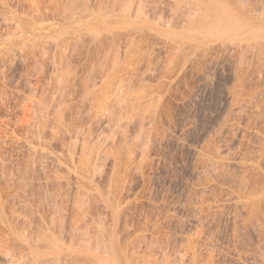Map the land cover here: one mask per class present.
<instances>
[{"label": "rangeland", "instance_id": "rangeland-1", "mask_svg": "<svg viewBox=\"0 0 264 264\" xmlns=\"http://www.w3.org/2000/svg\"><path fill=\"white\" fill-rule=\"evenodd\" d=\"M67 1L0 0V264H13L12 256L17 264L26 258L31 263L26 246L11 233V223L33 234L41 217L49 225L51 215L59 245L90 240L72 230L74 210L66 198L86 183L73 172L77 156L73 160L68 154L74 143L70 138L82 127L90 129L92 138L108 133L104 122L87 113L89 100H80L81 83L99 85L111 63L106 60L113 53L122 60L128 46L135 55L121 61L124 66L119 61L123 70L118 66L113 85L122 78L126 90L142 91V114L123 125L122 133L115 131L111 141L113 149L123 152L119 144L125 132L133 155L116 169L108 158L95 176L94 187L102 195L95 196L92 187L88 195L89 214L103 218L107 233L116 231L117 264H264V0H236L240 8L226 24L222 17L224 30L217 26L221 21L210 26L202 15L188 22L170 0H76L91 10L112 4L113 16L104 21L88 7L93 27L87 13L65 24ZM132 2V10L123 15L122 3ZM138 2V27L119 26L113 35L101 31L102 40L92 38L91 31L101 24H124L121 14L137 15L129 14ZM220 11L224 14L222 7ZM111 36L114 48L109 50ZM58 47L67 49L65 68L74 78L65 101L61 98L62 103L72 101L64 130L50 126ZM58 98L56 94L54 100ZM35 100L45 101L52 113L41 138L31 115ZM112 177L115 185L107 193ZM108 195L118 206L114 222L102 201ZM18 213L22 216L16 218ZM88 231L93 242L94 231ZM74 259L67 254L59 262L49 257L34 264H98L86 256Z\"/></svg>", "mask_w": 264, "mask_h": 264}, {"label": "bare ground", "instance_id": "bare-ground-1", "mask_svg": "<svg viewBox=\"0 0 264 264\" xmlns=\"http://www.w3.org/2000/svg\"><path fill=\"white\" fill-rule=\"evenodd\" d=\"M170 1H172L171 3H173V6L175 5V7H176V4H177V6H180L179 7L180 10H181L180 12H182L181 14L184 15V18L186 20L188 19L187 20L188 22H190L189 20L193 19L194 17L196 19V16L199 17V16L202 15V16L206 17V20H209V23L206 20H204V22L210 24V26H212L211 25L212 23H214V24L217 23L218 24V22L221 21L222 23L220 22V24L222 26L216 24L217 26H219L221 28L224 26L223 20L225 22L228 19V22H229L230 17L233 14H236L237 10L240 8L237 5H239V4L241 5V3L237 4L239 2V0H237L238 2L236 0H170ZM240 1H242V0H240ZM31 2H32V0H31ZM80 2H82V1H79V3ZM86 2L89 3L90 1L88 2V0H87ZM86 2L83 1V3H85V4H86ZM79 3L76 2V0L75 1L74 0H70L69 3H66L67 4V5H65L66 10L64 9V11L68 15L65 16V19H64V17H62V19H63L62 21L63 22L65 21V24L68 23V22L66 23V21H69L71 23L73 22V21L70 20V18L71 19H72V17L73 18L74 17L75 18H77V17L81 18L82 16H84L83 14L87 13L88 7L90 8V6L88 5V7H87L86 6L87 4L85 5L83 3H82V5L81 4L79 5ZM125 3H127V2H125ZM125 3H122L123 4L122 9H124V7H125L124 12L122 11V9L119 8L122 11L121 13H123V15H125V12L129 13L132 10V8H133V2H132V4H129V5L125 4ZM138 3H137V5L134 4L135 6H138V8L136 7V9H134V11H132L129 14L130 16H131V14L133 15V13L135 15L136 12L137 13L140 12V14H141L142 10H140V9H142V7H140V6H142V3H141V5H140V3L139 4ZM242 4H244L243 1H242ZM112 6H113L112 4H106L105 6H103V8L101 6V8L97 9L99 7L98 6L96 8L97 10L96 9H94V10H95V12L97 11L96 14L98 15L99 19L101 18L104 21H106L107 18L109 19L108 16L110 14H112V10H111V13H109L110 9L112 8ZM221 7L224 9V12H223L224 14H222V12L220 11ZM241 7H243V5ZM129 8H131V9H129ZM176 8L179 9L178 7H176ZM243 8L245 9V5H244ZM90 10H91V8H90ZM94 10H91V11L93 12ZM128 10H129V12H128ZM251 10L252 9H250V12L253 15L254 12H252ZM91 11L89 13H91ZM65 14L63 13V16ZM90 15L91 14L86 15V16H89V17H87L88 19L91 18ZM138 15L139 14L135 15L134 17H129L128 15H127L128 17H122V14H121V16H119V18H124V20H125L124 24H114V26H109V25L102 26L103 24L100 23L101 27H102L101 29H99V30L93 29L91 31V33L90 32L89 33L91 34L92 38L93 37L95 38L103 30H105L107 33L110 32V33H108L109 35H111V34L113 35V33H111V32L113 31V29H116L119 26L122 27V28H135V27H138L139 24L141 23L139 18H138ZM67 16H70V17H68L69 20H66V19H68ZM112 16H113V14H112ZM222 17H223V20H222ZM93 18L97 19V18L94 17V15H93ZM83 19H84V17L82 18V20ZM112 19H110V20H112ZM195 19H193V20H195ZM73 20H75V19H73ZM76 20H78V18ZM82 20L79 19V22L82 21ZM91 20L89 19L90 23L92 24ZM115 21L116 20H114L113 23H115ZM117 21L119 22L120 19L118 20V18H117ZM187 21H184V22L186 24H188ZM98 22H100V20ZM109 22H111V21H109ZM191 22H193V21H191ZM87 23H88V25L90 24L89 22H87ZM95 23H93V24H95ZM113 23H110V24H113ZM205 23H204V25H205ZM62 24H64V23H62ZM93 24L91 25V27H93ZM208 24H206V25H208ZM214 24H213V27L216 26ZM225 24H226V22H225ZM86 25L87 24H85V26ZM228 25H226V29H227V27H229ZM243 26H245V25L243 24ZM208 27H209V25H208ZM237 27H238V25H237ZM86 28H87V26H86ZM207 28H205V29H207ZM240 28H242V27H240ZM213 30H214V28H213ZM211 31H212V29H211ZM219 32L221 33V31H219ZM217 33H218V31H217ZM104 34H106V33H104ZM104 34H103V36H104ZM114 34H115V32H114ZM79 35H81V34L79 33ZM86 35H88V34H86ZM100 35L102 36V33ZM82 36H83V34H82ZM101 36H98L97 38H101ZM238 36H241V35H238ZM59 38H60V35H59ZM92 38L89 39V40H92ZM108 39H109L108 42L111 43V45H110L111 47H106V48L107 49L109 48V50H111L110 48H112V49L114 48V46L112 44V42L114 40H112V36L109 37ZM101 40H102V38H101ZM110 40H111V42H110ZM109 43H106V44L109 45ZM63 44H64V42H63ZM107 45H105V46H107ZM69 46H73V45H69ZM125 47H127V46H125ZM75 48L77 49V47H75ZM58 49H59V51H57L58 52L57 61H55V59H53V64H52L54 69L57 71L56 74H54L53 77H52L53 83L55 85V87L54 88L52 87V89H55L54 90L55 95L58 94V97L60 99L58 98L59 101L57 99H55V100L58 101V102H56L54 100L55 95H54V92H53L54 96L53 95H52L53 97L51 96L53 99H51V102H50V104L52 106H49V107H51V111L53 110V115H52V113L48 114L49 113L48 112L49 111V107H48V105L46 103H44L45 101L43 102L41 100H38V101L35 100V101L31 102V103H34V106L31 105L32 106V110H31L32 114L31 115H32V118H33L34 126L36 128L35 132H36L38 138H41V136H43V132H45L44 130H46L45 127L47 126L46 123L48 121L47 115H48V117L52 115V117H53L52 119L54 120V123L52 121L53 124H51L50 126L55 124L53 127L55 129H57V127H59V128H61V130L66 129V127H67L66 124H65L66 122H64L65 110H66L67 107L71 106V102L72 101L70 99V100H68L69 102H65V103H62V102L65 101L64 100L65 99L64 95L66 93H68L66 91V89H67V86H70L69 82H70V84H72L71 81H70V78H71V76H73V74L71 73L72 71L70 69L65 68V67H67L66 64H68L69 61H70L68 58H66L67 55L65 53L66 52L65 50H67V49L64 50V47H63V49H62V47L61 48L58 47ZM60 49H62V50H60ZM107 49H105L106 53L109 51ZM73 50H74V48H73ZM130 50H131V48L129 46L126 49H124V53H123L124 57H123V59L121 58L122 60H120L119 56H117L118 55L117 53H116V55H115V53H113L114 56L110 60H106V61H108L107 63H109V61L111 62V63H109L110 65L107 64V66L109 65L111 68L108 66L107 72L109 71V68H110V71L108 73L105 71L106 74L104 73V76L101 78V81H100L99 85L94 84L92 82H89V83H92V84L88 85V83H86L84 80L83 81L85 83H83V82L81 83L82 86H81V90H80L81 91V93H80V98L81 99L80 100L81 101H83V100L86 101V99H87V102L89 100V104L87 106V113L89 115H91V117L93 119L97 120L98 122H100V123L104 122L105 125L108 128V133L109 134L108 133L107 134H103V135L99 134L100 136H98V135H96L97 134L96 133L95 134L96 136H94L95 138H92V134H91L90 129L88 127L86 129L82 127V129H79V128L75 129L74 130L75 132L72 131L75 134V136L73 135L74 137H72L74 140H72V138L69 137L72 140V141L70 140V144H71V142H74V143L69 148L70 150H72V153H70L71 151L68 152V154H71L72 157L70 155H68V157L70 156L71 159L74 160L73 155L75 154L77 156L76 157L77 159L75 158L77 160L76 161L77 162L76 163L77 167L76 166L73 167V172L79 177L77 179L81 178L80 180H83V182L86 183L85 185L88 186V189H87V187L85 185L83 186V185L79 184L80 186H78V187H77L78 184L75 185V187H77V188H75L77 193L75 192V190L73 191L74 193H76V196L73 197L74 200H73L72 196H71V198H66L67 199V203H68V199L72 200L71 206H72V208L74 210L73 211L74 214L72 213L73 214L72 216L75 217V220H74V223H72V224H74L73 227H72V230H73L75 235L79 236V238L84 236L85 239H87L89 237L88 239H90V240H84V241H86L85 243H82L84 241H80V240H75V242L71 240L70 243L67 244V245L65 243H62V244L59 245L56 242V239H55V236H54L56 232H55V230L53 228V226L55 225V221L56 220L54 221L55 217H53L51 215H50V217H52V218H49V220H50L49 222L50 223L49 222L48 223H49V225L52 226V228L49 225H47V223H44V222H46V221H44L46 219H44L43 217L39 216V217L42 218L43 221H41V222H43V223L40 222L42 225L41 226L40 225L36 226L37 230L35 229L36 232L33 233V234L31 232L29 234L26 231L19 230L18 227L15 226L17 224L14 225V224L11 223L10 226H9V228L11 230V233L14 236H16L17 239L20 240V242L24 243V245L26 246V249H27V253L26 254H29L30 259H31V263L30 264L37 263L41 259L43 261L44 259H48L49 257L55 258L56 261L59 262L61 257H64L67 254L70 257H72L73 259H74V257L78 259V258H81L82 256L83 257L86 256V258H90V260L91 259L95 260L96 262H98V264H117L116 258L119 259V255L117 254L118 243H117L116 231H115L114 228H112L107 233V230L105 231V227H104V223H103L104 220L102 221L103 218L101 219L100 215H98V217H97V215L94 217V215H90L89 214L91 212L88 211V210H90V209L92 210V208L89 206V204L91 205L92 202L91 201H90L91 203L89 202V199H90L89 197L91 196V194H90L89 197H88V195L90 193V189H92V188H93L92 190H94L97 193V194H95V192H94L92 194H95V196L97 195V197H98V193H99L100 196L102 195V193L99 192L98 188L94 187V183L96 182L95 176L97 174H100V172H101L100 171V166H102V165L104 166V163L106 162V160L108 158L110 159V157H112V159H113L112 169H116L119 164H121L122 162H126L127 158H131L132 157V156L130 157V155H131V153L133 151L130 152V150H133L134 147L131 146L129 140L126 138L127 134L124 135L125 132H123V136L121 135V138L122 137L123 138H122V141L119 144V147H122V149L124 150L123 152H121V150H119V149H113L112 146H114L113 145L114 142L111 141V140L114 139L113 135H115V134H113V133L115 131H117V133L119 131L122 133V131H123L122 129L125 127L123 125L129 124V122H134L133 121L134 119L136 121V119H138V117H140V115L142 114V109H141V107H142V101H141L142 100V91L137 90L138 93H136L134 91L131 92V91L126 90V87L124 88V85H123L124 80H123V82L121 80L122 78L121 79L119 78V80L117 79L118 83H116L117 80L115 81V84H118L116 87H115V84L113 85V83H114L113 81L116 79L114 77L115 74L118 75L120 73L117 70V69H119L118 66H120V67H122L121 65L124 66V64L126 62L122 63L121 61H123L125 58L129 57ZM131 53H132V51H131ZM55 54H57V53H55ZM134 55H133V57H134ZM107 56H108V53H107ZM133 57H131V59ZM47 59H49V57ZM127 59H129V58H127ZM103 60H105V59H103ZM119 61H120L121 65H119ZM107 66H106V68H107ZM121 70H123V67L121 68ZM116 71H118V72L116 73ZM71 79H74V78H71ZM61 98L62 99L64 98L63 99L64 101ZM130 98H132L133 100H131ZM52 100L54 102H56V103L53 102L54 104H52ZM61 100H62V102H61ZM47 103L49 104V102H47ZM47 127H49V126H47ZM52 130H53V128H52ZM58 130H60V129H58ZM41 132H42V134H41ZM52 133H53V131H52ZM112 136H113V139H112ZM109 140L111 141V143L109 142ZM107 144H108V147H107ZM109 145H111V146H109ZM71 147H72V149H71ZM73 151H74V153H73ZM132 155H133V153H132ZM69 164H72V163L70 162ZM25 170H27V169H24V172H25ZM26 173H28V172L26 171ZM25 175H27V174H25ZM56 177L58 178V176H56ZM115 181L116 180L113 177L108 180V184H107L108 186H107V190H106L107 193H110L111 189L114 188ZM83 182H81V184ZM74 184H75V182H74ZM89 187H92V188H89ZM73 192H72L71 195H73ZM43 193L45 194V192H43ZM49 195L50 194H48L47 196L50 197ZM92 197H94V196L92 195ZM59 199H60V197H59ZM46 201H47V199H46ZM54 201L55 200H53V202ZM96 201H97V199H96ZM102 201H103L104 207H106L108 209V211L110 212V216H111L112 222H114V218L117 216V213H118V211H117V207L118 206L116 207L115 203H113L114 200H112L111 195L103 197ZM44 203H45V201H44ZM57 207H59V206H57L56 202H54V207H52V209L54 208L53 212H54L55 215L58 214V212H57L58 208ZM95 210L93 209V211H95ZM53 212H52V214H53ZM55 212H57V214ZM29 213L31 214V212H29ZM50 214H51V212H50ZM96 214H97V211H96ZM16 216L19 218L22 215L19 216V213H18V215H15V217ZM26 216H28V215H26ZM73 219L74 218H72V220ZM58 227L61 228L60 224H59ZM90 229H92L94 231L93 235H92V236H94L93 237V242H92V237H90L89 233H88L89 232L88 230H90ZM58 231L61 232V229H59ZM79 256H81V257H79ZM11 258H10L9 261L12 262L13 264H17L13 260L14 256H12ZM74 260H76V259H74ZM119 261L120 260H118V264H119ZM27 262H28V258L24 259L22 261V264H26Z\"/></svg>", "mask_w": 264, "mask_h": 264}]
</instances>
